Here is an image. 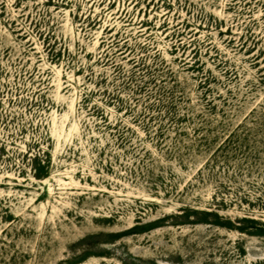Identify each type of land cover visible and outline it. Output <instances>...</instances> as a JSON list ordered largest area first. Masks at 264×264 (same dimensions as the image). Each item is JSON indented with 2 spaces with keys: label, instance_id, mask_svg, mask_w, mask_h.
Returning <instances> with one entry per match:
<instances>
[{
  "label": "rangeland",
  "instance_id": "obj_1",
  "mask_svg": "<svg viewBox=\"0 0 264 264\" xmlns=\"http://www.w3.org/2000/svg\"><path fill=\"white\" fill-rule=\"evenodd\" d=\"M0 264H264V0H0Z\"/></svg>",
  "mask_w": 264,
  "mask_h": 264
}]
</instances>
